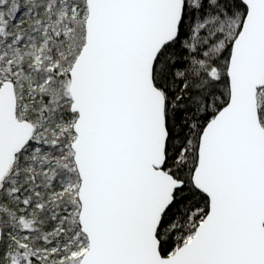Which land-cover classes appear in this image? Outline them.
<instances>
[{"label": "snow or ice", "instance_id": "snow-or-ice-1", "mask_svg": "<svg viewBox=\"0 0 264 264\" xmlns=\"http://www.w3.org/2000/svg\"><path fill=\"white\" fill-rule=\"evenodd\" d=\"M0 264H264V0H0Z\"/></svg>", "mask_w": 264, "mask_h": 264}]
</instances>
